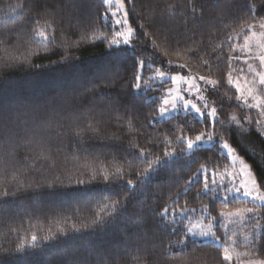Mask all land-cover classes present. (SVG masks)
Instances as JSON below:
<instances>
[{"label": "trees", "instance_id": "obj_1", "mask_svg": "<svg viewBox=\"0 0 264 264\" xmlns=\"http://www.w3.org/2000/svg\"><path fill=\"white\" fill-rule=\"evenodd\" d=\"M250 3L256 6L255 20ZM132 5L134 11H129L128 20L133 27L153 21L151 27L146 26L151 36L141 35L135 54L156 67L163 68L171 61L175 70L219 80L216 95L224 104L220 119H244L246 109L238 107L235 100L229 103L222 99L224 93L231 96L235 92L227 87V58L240 56L224 42L231 36L236 48V39L248 24H259L264 18V2L132 0ZM106 10L102 0H0V21H5L0 23V112L4 114L0 120V264H227L223 248L212 242H189L183 250L171 247L170 242L183 238L180 231L172 234V228L182 229L189 221L177 215L175 225L161 223L157 213L165 206L198 211L208 205L211 215L219 217L220 212L252 208V204L235 197L222 204L219 197L213 199L212 193L202 192V181L172 202L201 165L214 171L216 165H228L229 161L216 149L207 153V159L203 151L194 155L186 152V144L176 137L194 138L200 131L211 130L193 121L188 113L180 112L154 126L148 123L156 114L150 97H159L171 82L163 88L152 82L153 88L146 93H131L132 49L117 57L109 56L106 43L100 41L74 43L90 34L89 21L102 31L108 30L102 19ZM52 16L55 23L48 28L46 21ZM40 28L46 31L49 42L36 36ZM239 64L233 60L232 67ZM154 69H146L145 78ZM107 81H115V86ZM52 97L55 99L50 100ZM36 103L40 104L38 109L33 107ZM126 108H134L135 113L126 112ZM176 125L180 128L175 129ZM187 127L195 131H187ZM229 127L232 131L223 133L224 138L264 175V169L242 146L249 150L253 144L264 146L259 129ZM215 131L222 133L221 125H216ZM166 136L170 141L167 145L162 143ZM165 147L178 155L139 183L138 177L147 167L137 159L139 149H147L151 159L163 158ZM42 151L49 160L43 158ZM116 168L123 170L122 178L109 175L105 181L104 175ZM129 179L135 182L132 189L126 183ZM80 180L85 183L78 184ZM38 182L44 187L38 189ZM4 191H8L7 197L2 195ZM114 201L119 210L103 230L92 232L97 213ZM259 212L264 215V209ZM33 234L38 238L34 245ZM256 257L264 259V250L258 246Z\"/></svg>", "mask_w": 264, "mask_h": 264}, {"label": "snow or ice", "instance_id": "obj_2", "mask_svg": "<svg viewBox=\"0 0 264 264\" xmlns=\"http://www.w3.org/2000/svg\"><path fill=\"white\" fill-rule=\"evenodd\" d=\"M103 4L107 6V10L102 14V19L105 21V29L100 30L98 27L94 26L91 21H89L90 34H85L79 37L74 43L79 46L84 41L96 42L100 41L106 43L107 51L109 56H119L122 52H126L129 49H132L134 52L133 56V76L132 83L130 85L131 93L141 94L146 93V91L153 88V83L155 81L160 82V88H163L165 83L171 82L173 85H186V87H170L166 91L161 92L159 97L153 96L150 97L154 105L153 109L155 115H151V118L148 120L150 125H155L170 112H185L191 115L192 120L204 125L206 128L211 129L210 131H200L190 138L186 135H181L176 137L177 141L181 144H186V152L188 154H195L196 151H203L205 153V158L207 159V153L211 152L212 149H216L219 154L222 155L224 160L229 161L228 165H216L214 171H210L204 165L197 170L194 176L190 181L185 185L183 192L177 193L176 198L172 201L174 204L179 200L180 196L187 193L191 190V187L195 186L196 183L202 181L203 188L202 192L212 193V198L215 199L219 197L222 204L229 203L234 197L240 202H250L252 208L246 209L247 219L251 220L254 224L253 231L250 235L244 237V241L247 247L252 248L253 246H258V250H264V224H261V221L264 220V215H261L259 210L264 209V175L257 173L256 169L252 168L243 157H241L235 147L229 143V139H225L223 133H231V124H235L242 128L240 121L233 116L231 120H221L219 117L218 109L223 110L224 104H216V102L211 98V96H206L205 93H219L220 91V81L211 79L210 76L201 75L197 78L193 75H170L169 69L172 66V62H168V67L163 70L159 67L154 69V75H149L145 78L144 72L146 69H152V63L150 61H145L144 59L139 58L135 54V49L140 43V37L151 36V33L146 31V26L151 27L153 21L148 19L146 23H139L137 27H133L128 20L129 11H134V5H132V0H128L130 7L126 10L125 0H102ZM264 2V0H262ZM19 7V6H18ZM248 8L253 13L252 19H256V6L255 4H249ZM15 11V10H14ZM167 11V10H166ZM191 13L194 18L196 16V8L193 5L191 7ZM202 18V16L200 17ZM5 21H0L4 23ZM37 23H39L37 21ZM55 23V16L48 21H46V27L51 28ZM260 28L264 29V18H261L259 21ZM253 25L248 24L249 32L252 31ZM139 29V31H138ZM36 36L44 42H49L50 38L47 35L46 31L43 28H40L35 31ZM239 35V34H238ZM253 36L256 33H252ZM260 35L264 36V33ZM251 37L244 36V46L241 51H248V43ZM232 37L228 36L227 40L224 42L226 47L232 48L235 50V45L231 43ZM153 47L155 48L156 40L151 41ZM258 47L264 49V44L257 42ZM193 52V50H188ZM193 54H195L193 52ZM66 59V58H65ZM255 59L259 60V70L253 64L248 63V57L243 59L240 56H231L227 58V63L229 67V72L227 74V87L229 90L235 89V92L229 96L228 93H224L222 99L229 101L235 100L238 107L256 110L257 117L253 119L251 115L245 117L246 122L249 125L255 123L259 128L260 132L257 134L260 136L261 140H264V124H261L260 117H264V54H260ZM233 60L242 61V63L247 64V73L244 72V69H240L241 75L234 76L233 73L236 71L232 67ZM207 64V61H204ZM35 67H40L35 65ZM178 67L184 68L185 65H179ZM252 76V79L249 80L248 75ZM106 83L115 86V81H107ZM160 88L157 91H160ZM185 94L189 98H185ZM194 97L195 99H192ZM55 97L50 98L54 100ZM251 101V102H250ZM34 108L38 109L40 107L39 103L33 105ZM126 112L135 113V109H125ZM4 119L3 112H0V120ZM129 125H132V120L129 119ZM216 125H221L223 132L217 135L215 131ZM175 129H179L180 126H174ZM89 130L91 126H89ZM187 131H195L193 127H187ZM247 131V129H245ZM77 137L80 136V132L75 133ZM172 135H175V131L172 132ZM230 138V137H229ZM165 145L169 144L170 141L165 137V140L162 141ZM84 141L80 140V146L83 148ZM204 145H211L209 149H205ZM244 151L248 153L249 157L256 161V164L259 168L264 169V146L257 147L255 144L252 145L251 150L247 145H243ZM136 147V145H132ZM85 152H88L89 149L83 148ZM184 154V150L181 151L180 155ZM41 155L45 160H49V156L46 155L43 151ZM152 154L145 148H140L137 154V159H141L147 167L144 168L143 172L139 175V183H143L149 176L158 170V167L164 166L171 161L175 155V151L169 152L167 147L163 150V158L160 156H154L149 159ZM239 165L238 170L236 166ZM51 166V165H50ZM224 167L225 171L220 172V167ZM231 167L234 169L232 172H228L227 168ZM92 174L95 176L97 174L95 169H92ZM103 174V169L101 173ZM109 175L115 176L117 180L121 179L123 176V170L121 168H116L115 172L104 175V180H109ZM219 177V178H218ZM85 182L83 180L78 181V184L83 185ZM127 185L130 189L135 187V182L131 179L127 180ZM31 187V185H29ZM36 187L42 188L44 185L39 182L36 184ZM47 187L53 188L54 184H48ZM221 193H223L221 195ZM3 196L7 197L9 195L8 191L2 193ZM201 195L200 192L197 193V197ZM119 210L118 202H113L112 204H105L104 210L98 212L96 218L92 221L91 231L95 232L97 228L103 230L108 224L112 216ZM204 215L200 216L199 223H192V214L197 212L195 208H188L187 206L180 209H169L165 206L157 215L161 218V223H169L175 225V217L177 215L183 216L190 221L189 225L184 228L173 227L172 234H175L177 231L183 233V238L179 241L170 242L171 247L179 246L181 250L186 248L189 242H199L204 243V241L215 242L223 248V260L227 264H264V259H255L252 258L255 256V253H237L235 257L231 254L235 250L237 245L236 240H232L229 232L232 231L228 228L226 221V214L224 212L219 213V217L212 216L209 211L208 205H203L199 210ZM239 215V213H237ZM172 216L171 221L168 220V217ZM207 216L208 224L202 226L203 220ZM224 228V238L217 236L214 228ZM87 230V229H85ZM74 231L79 232L81 229H74ZM232 235H235V232L232 231ZM37 236L33 234L31 240L33 245L37 242ZM227 245V246H225ZM20 250V249H18ZM241 256H244L246 259L241 260Z\"/></svg>", "mask_w": 264, "mask_h": 264}, {"label": "rangeland", "instance_id": "obj_3", "mask_svg": "<svg viewBox=\"0 0 264 264\" xmlns=\"http://www.w3.org/2000/svg\"><path fill=\"white\" fill-rule=\"evenodd\" d=\"M125 8L127 10V1L126 0H125ZM252 33H256V35L253 36ZM261 33H264V29L260 28L259 24L253 25V28H252L251 32H249V30L247 29L240 37H238L236 39V48H235L242 59L244 57H248V63L253 64L255 67L258 68V70H259V60L255 59V57H257L260 54H264V49L258 47V44H257L258 41H259L260 44H264V36L260 35ZM245 35L251 37L250 40H249V43H248V49L249 50L248 51H241V49L244 46V36ZM152 67L157 68L153 64H152ZM166 67H168V64L165 65L163 68L162 67H159V68H161L163 70ZM240 69H244V72L247 73V64H244V63H242V61H240V64L236 68V71L233 73V75L234 76L241 75V73L239 71ZM169 74L170 75H176V74L191 75L189 72H185L182 69H176L175 70V67H174L173 64H172L171 68L169 69ZM151 75H154V72L151 73ZM196 78H197V81H198V77H196ZM247 78L249 80H251L252 76L249 74ZM155 82L160 83L159 81H155ZM199 83H202V82H199ZM171 87H186V85H180V84L173 85L171 83ZM205 95L206 96H211V98L216 102V104H220L216 93H205ZM185 98L186 99L189 98L187 96V94H185ZM192 99H195V98L192 97ZM246 110H247V112H244V117H247V116L251 115L253 117V119L258 118L257 114H256V110H249V109H246ZM180 112H182V111H180ZM180 112H170L167 116H165L161 120H164V119H167V118L172 117L174 115H177ZM218 113H219V117H221V113H220L219 109H218ZM259 119H260L261 124H264V117H260ZM238 120L240 121V124L242 125V127L249 128L251 126L252 127L255 126L260 131V128L255 123H253L252 125H249L246 122L245 118L242 119V120H240V119H238ZM216 133H217V135L221 134L219 132H216ZM204 146H211V145H204ZM238 168H239V165L236 166L235 170H238ZM224 171H225V168L220 170L221 173H223ZM227 171L228 172H232V171H234V169L231 168V167H228ZM224 213L226 214V217H227L225 222L227 223L228 228L235 232V235H232V231H230L229 235L231 236L232 240H236L237 241V245L235 246V250L231 254L235 257V255L237 253H241L242 254V253H246L247 252V253L251 254V253L254 252L255 256L252 257V258L258 259L256 257V255H257V246H253L252 248H249V247L246 246L245 241H244V237L246 235H250L251 232L253 231V228H254L253 222L251 220L247 219L246 209L236 210V211H231V212H224ZM237 213H239V215H237ZM201 215H204V214L201 213L199 210L196 213H193L191 222L192 223H199L200 222L199 218H200ZM182 218L187 220V221H189L188 219H186L183 216H182ZM208 222H209L208 218H207V216H205L202 226L207 225ZM189 223H190V221H189ZM213 231H215L217 236H220L222 239L224 238V232H225L224 228L216 227V228L213 229ZM205 242H209V241H205ZM212 243L215 244V242H212ZM215 245H217V244H215ZM217 246H219V245H217ZM225 246H227V245H225ZM244 259H246V258L244 256H241V260H244ZM233 264H235V261L233 262Z\"/></svg>", "mask_w": 264, "mask_h": 264}]
</instances>
